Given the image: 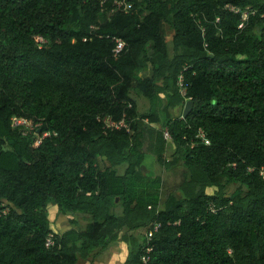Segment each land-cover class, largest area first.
<instances>
[{
	"label": "trees",
	"instance_id": "trees-1",
	"mask_svg": "<svg viewBox=\"0 0 264 264\" xmlns=\"http://www.w3.org/2000/svg\"><path fill=\"white\" fill-rule=\"evenodd\" d=\"M127 1L129 13L112 1L0 0V204L11 207L0 264H79L113 243L127 245L124 264H264L263 0ZM229 5L250 9L248 20ZM118 39L127 47L115 56ZM182 76L193 110L157 127L132 92L154 101L161 90L167 112L185 108ZM16 119L39 134L24 136ZM149 156L168 171L183 162L184 198L161 208L163 179L143 171ZM230 184L246 193L227 196ZM52 202L87 216L86 228L72 220L57 233Z\"/></svg>",
	"mask_w": 264,
	"mask_h": 264
},
{
	"label": "rangeland",
	"instance_id": "rangeland-1",
	"mask_svg": "<svg viewBox=\"0 0 264 264\" xmlns=\"http://www.w3.org/2000/svg\"><path fill=\"white\" fill-rule=\"evenodd\" d=\"M163 31L166 35L170 57L173 58L176 55V50L173 45L174 30L169 23L165 22L163 24ZM151 72H152V67H149L148 74ZM158 83L161 86V82L159 81ZM132 97L136 100L138 109L139 111H141V113H147L152 111L158 113L162 120V123L161 125H159V127L164 126L165 122L167 121L166 120L167 114H169L170 110H168L167 112V110L165 109L167 105V97L163 91L161 90L158 91L156 99L154 101H149L143 98L136 91L132 92ZM183 112H184V108H179V110L175 113V118L181 117ZM16 120H14V127L17 128L18 126H23L22 131L24 136L39 134V133H35L38 124L35 123L33 120L28 119L27 120L28 124H24V125H20L19 123L16 122ZM8 149L10 148L8 147ZM174 151L175 148L169 146L166 154L168 160H172L173 158L172 154L174 153ZM184 169H185L184 164L183 162H181L178 165V168L168 171L158 163L156 157L153 156L147 157L143 166L144 174L149 178L161 177L163 179L161 186V200H162L161 208L163 207V202L171 194L176 195L179 198H184L183 193L180 191V187L185 182ZM124 170L125 167H122L118 169V172L120 174H123ZM215 191L216 188H211L208 190V193L213 194ZM245 193H246V189L241 187L240 185L230 184L227 186V190H226L227 196H234L237 194H245ZM49 213H50L51 222L53 224V228L57 233H62L67 229H70L72 227L71 225L72 220L76 221L78 229H85L89 222V218L84 215H76V216L61 215L58 207L55 205L54 202H52L49 205ZM134 234L140 239H143L145 230L134 232ZM127 255H128V247L126 244L113 243L109 247L107 252L104 253L99 258L95 260L90 259L89 261L80 260L79 264H124Z\"/></svg>",
	"mask_w": 264,
	"mask_h": 264
},
{
	"label": "built area",
	"instance_id": "built-area-1",
	"mask_svg": "<svg viewBox=\"0 0 264 264\" xmlns=\"http://www.w3.org/2000/svg\"><path fill=\"white\" fill-rule=\"evenodd\" d=\"M98 1H99L100 5L103 9L106 7V5L110 1H112L113 12L129 13L133 9V3L130 1H127V0H98ZM263 2H264V0H263ZM227 9L236 13V14L241 13L244 22H246L248 20V15H249L250 9L242 10L240 8H237V7H234L231 5L227 6ZM252 13H254V12H252ZM240 28H243V24L240 25ZM37 42L38 43H45V41L42 38H38ZM116 43H117V47H116L114 53H115V56H119L126 49L127 44L121 39L116 40ZM183 80H184L183 76L180 77L181 94L185 98V102L187 103L189 101V99L187 98V88L184 86ZM16 122L19 123L20 125L28 124V121L25 119H18V120H16ZM106 122L108 124V127H110V128L120 129L122 127H126V124L123 121L120 123H116V122H113L111 119H107ZM45 136H48V134H46ZM199 137L206 143V145H210V142L206 139V135L203 131L200 132ZM164 138L166 139L167 142H169V143L172 142V137H171L168 129L164 130ZM41 142H42V139H39L38 144H40ZM261 175L264 178V170H262ZM10 208L11 207L6 202L0 204V216L6 215L10 211ZM149 236L151 237L152 233H149ZM55 239H56V234L55 233L50 234L47 238L46 246L48 248L54 246Z\"/></svg>",
	"mask_w": 264,
	"mask_h": 264
},
{
	"label": "water",
	"instance_id": "water-1",
	"mask_svg": "<svg viewBox=\"0 0 264 264\" xmlns=\"http://www.w3.org/2000/svg\"><path fill=\"white\" fill-rule=\"evenodd\" d=\"M193 102L191 100H189L187 103H186V106L184 108V118L187 117L193 110Z\"/></svg>",
	"mask_w": 264,
	"mask_h": 264
},
{
	"label": "crops",
	"instance_id": "crops-1",
	"mask_svg": "<svg viewBox=\"0 0 264 264\" xmlns=\"http://www.w3.org/2000/svg\"><path fill=\"white\" fill-rule=\"evenodd\" d=\"M179 110V108H176V109H174V110H172V109H170V111H169V114H171L172 115V118L174 119L175 118V113L177 112ZM141 112V111H140ZM159 125H161V124H159ZM159 125H157V127H159ZM170 146H172V147H174L173 145H170ZM72 228V227H71ZM70 228V229H71ZM67 230H69V229H67ZM66 230V231H67ZM66 231H64V232H66ZM64 232H62V233H64ZM124 244V243H123Z\"/></svg>",
	"mask_w": 264,
	"mask_h": 264
}]
</instances>
